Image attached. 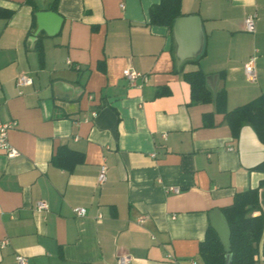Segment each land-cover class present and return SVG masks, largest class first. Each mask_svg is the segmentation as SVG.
Here are the masks:
<instances>
[{
  "label": "crops",
  "instance_id": "0c3cea01",
  "mask_svg": "<svg viewBox=\"0 0 264 264\" xmlns=\"http://www.w3.org/2000/svg\"><path fill=\"white\" fill-rule=\"evenodd\" d=\"M54 2L0 0V121L15 124L8 142L17 152L8 158L0 150V242H7L0 264H17V256L26 264H117L121 256L130 264H172L168 256L203 264L209 213L260 186L264 146L249 126L233 136L213 102L191 104L182 74L217 76L227 111L258 98L264 0H181L183 16L201 19L205 50L182 63L173 34L148 25L159 0H57L52 10ZM251 58L254 82L244 73ZM129 68L148 82L132 86L123 77ZM22 75L31 85H16ZM56 158L76 163L69 171ZM39 201L46 211H36ZM78 208L85 216L74 214ZM259 210L252 216L264 220V186Z\"/></svg>",
  "mask_w": 264,
  "mask_h": 264
},
{
  "label": "trees",
  "instance_id": "16d2710c",
  "mask_svg": "<svg viewBox=\"0 0 264 264\" xmlns=\"http://www.w3.org/2000/svg\"><path fill=\"white\" fill-rule=\"evenodd\" d=\"M56 7L57 0L54 2L52 10H56ZM33 12H36L35 8H33ZM9 14L10 12H8ZM182 16L181 0H159L157 5L149 9L148 25L166 27L172 34L175 20ZM34 51L37 54L39 65L42 67L44 53L40 40L34 45ZM204 56L205 50L195 62ZM182 78L190 87L191 104L213 102L216 111L224 115L233 136L237 137L243 126H249L264 146V92L252 102L227 111L226 92L222 89L212 93L206 86L207 76L201 70L184 72ZM203 122L205 127H210L212 125L211 115H204ZM67 155L74 156L71 152H68ZM54 163L57 167L70 171L76 162L67 167L60 159L56 158ZM255 170L264 173V161ZM262 186H264V180L259 187L236 194L233 203L222 209L230 229V264H257L258 245L262 237L264 220L262 214L257 217L252 214L260 211L259 188ZM199 256L203 264H225L223 247L217 234L210 226L200 243Z\"/></svg>",
  "mask_w": 264,
  "mask_h": 264
},
{
  "label": "water",
  "instance_id": "95a60500",
  "mask_svg": "<svg viewBox=\"0 0 264 264\" xmlns=\"http://www.w3.org/2000/svg\"><path fill=\"white\" fill-rule=\"evenodd\" d=\"M45 14H37L39 26H42ZM176 44V57L179 63L197 59L201 56L204 48V34L201 19L194 16H182L175 20L172 30ZM217 76L206 78V84L210 91L215 93V82ZM209 225L217 234L225 253V264L231 263L230 255V229L227 220L219 209L209 213Z\"/></svg>",
  "mask_w": 264,
  "mask_h": 264
},
{
  "label": "built area",
  "instance_id": "2783aa9c",
  "mask_svg": "<svg viewBox=\"0 0 264 264\" xmlns=\"http://www.w3.org/2000/svg\"><path fill=\"white\" fill-rule=\"evenodd\" d=\"M256 15L251 14L245 17L243 22V30L247 33H253L254 32V23H255ZM254 61L255 58H251L249 62H247L244 66V73L249 82H254L256 80V73L254 70ZM123 77L127 79V81L132 85L135 86V81L137 79H141L143 83L148 82V77L146 75L140 74L135 72L133 69L129 68L123 71ZM16 85L19 87L23 86H29L31 85V79L27 76H20L16 80ZM15 126L14 123H2L0 121V150L6 153V156L8 158H13L17 156L16 150H14L9 142H8V132L13 129ZM106 176V167L102 166L99 172V175L97 177V182L99 185L103 184L105 182ZM177 191V190H175ZM36 211L38 212H44L47 209V206L44 202L39 201L36 203ZM74 214L77 217H83L86 214V211L84 209H75L73 210ZM6 241L0 242V247L6 246ZM169 259L172 260V264H177V261L173 260L170 256H168ZM17 264H26V259L22 256L16 257ZM117 264H130V259L127 256H121L117 258ZM190 264H195V262L191 261Z\"/></svg>",
  "mask_w": 264,
  "mask_h": 264
}]
</instances>
